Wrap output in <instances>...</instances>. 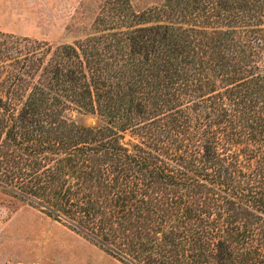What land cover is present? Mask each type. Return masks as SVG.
<instances>
[{"label": "trees", "instance_id": "1", "mask_svg": "<svg viewBox=\"0 0 264 264\" xmlns=\"http://www.w3.org/2000/svg\"><path fill=\"white\" fill-rule=\"evenodd\" d=\"M112 2L0 31L1 192L123 264H264V0Z\"/></svg>", "mask_w": 264, "mask_h": 264}, {"label": "rangeland", "instance_id": "2", "mask_svg": "<svg viewBox=\"0 0 264 264\" xmlns=\"http://www.w3.org/2000/svg\"><path fill=\"white\" fill-rule=\"evenodd\" d=\"M157 1L128 0V6L140 10ZM113 2L0 0V31L40 42L74 44L90 32L96 18L105 14L111 4L113 9L118 8ZM83 122L95 125L96 119L87 117ZM0 264L123 263L84 234L0 190Z\"/></svg>", "mask_w": 264, "mask_h": 264}]
</instances>
